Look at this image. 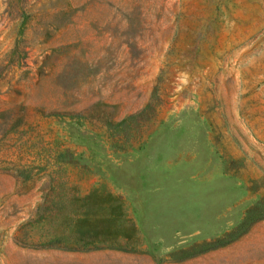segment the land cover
I'll list each match as a JSON object with an SVG mask.
<instances>
[{
  "label": "rangeland",
  "instance_id": "1",
  "mask_svg": "<svg viewBox=\"0 0 264 264\" xmlns=\"http://www.w3.org/2000/svg\"><path fill=\"white\" fill-rule=\"evenodd\" d=\"M95 187L134 250L24 245ZM0 264H264V0H0Z\"/></svg>",
  "mask_w": 264,
  "mask_h": 264
},
{
  "label": "trees",
  "instance_id": "2",
  "mask_svg": "<svg viewBox=\"0 0 264 264\" xmlns=\"http://www.w3.org/2000/svg\"><path fill=\"white\" fill-rule=\"evenodd\" d=\"M49 204L50 212L54 210L53 218L46 217L40 234L21 237L25 246L82 251L135 249L132 246L135 225L119 195L100 192L95 187L82 196L58 194Z\"/></svg>",
  "mask_w": 264,
  "mask_h": 264
}]
</instances>
